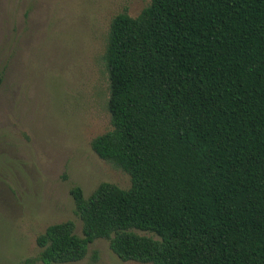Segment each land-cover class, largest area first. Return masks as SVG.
I'll return each mask as SVG.
<instances>
[{
  "label": "trees",
  "instance_id": "16d2710c",
  "mask_svg": "<svg viewBox=\"0 0 264 264\" xmlns=\"http://www.w3.org/2000/svg\"><path fill=\"white\" fill-rule=\"evenodd\" d=\"M103 61L112 130L91 147L131 186L73 188L83 237L51 225L21 264L77 263L101 239L123 262L264 264V0L125 10Z\"/></svg>",
  "mask_w": 264,
  "mask_h": 264
},
{
  "label": "rangeland",
  "instance_id": "374dc122",
  "mask_svg": "<svg viewBox=\"0 0 264 264\" xmlns=\"http://www.w3.org/2000/svg\"><path fill=\"white\" fill-rule=\"evenodd\" d=\"M151 1L0 0V264L36 258L37 237L54 224L73 221L83 237L73 188L86 197L102 183L130 188L91 141L112 130L103 61L111 22ZM70 264L140 263L101 239Z\"/></svg>",
  "mask_w": 264,
  "mask_h": 264
}]
</instances>
